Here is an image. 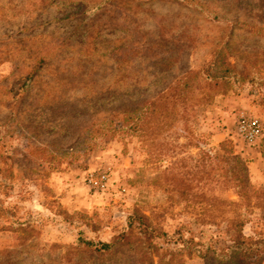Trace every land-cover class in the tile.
<instances>
[{
	"label": "rangeland",
	"instance_id": "1",
	"mask_svg": "<svg viewBox=\"0 0 264 264\" xmlns=\"http://www.w3.org/2000/svg\"><path fill=\"white\" fill-rule=\"evenodd\" d=\"M217 50L239 87L203 82L194 112L180 106L173 127L141 136V105ZM124 111L131 117L115 128ZM243 116L259 118L264 139V0H0V226L25 219L35 230L19 242L0 229V264H111L120 257L98 260L72 245L80 235L109 240L133 207L170 247L179 227L204 253L223 247L235 219L257 237L264 157L235 134ZM224 140L251 161L250 190L231 181L237 166ZM30 145L39 149L29 154ZM72 151L84 155L69 162L62 155ZM102 171L108 183L98 191L86 178ZM183 264L219 263L195 255Z\"/></svg>",
	"mask_w": 264,
	"mask_h": 264
},
{
	"label": "trees",
	"instance_id": "2",
	"mask_svg": "<svg viewBox=\"0 0 264 264\" xmlns=\"http://www.w3.org/2000/svg\"><path fill=\"white\" fill-rule=\"evenodd\" d=\"M239 76L241 75L233 69L225 53L222 50H217L203 69L198 72L189 71L181 74L165 92L153 100L143 103L138 109L139 114L134 118V125L136 124L135 126L143 137L151 135L154 131L166 132L179 120L180 106L194 112L196 95L203 82L209 88L227 91L239 87L242 83V81L238 82ZM126 117H131L130 111L122 113L121 120L114 123L115 128L123 126ZM98 136L105 137L106 133L96 132V137ZM86 137L93 139L92 134H87ZM89 139L86 140L88 146L86 149L92 147L93 142ZM227 142L229 141H222L219 147L223 154L225 153L227 158L237 166L236 170L231 171V181L241 191L244 187L249 189L251 186L247 174L251 161L244 158L246 154L241 150L238 152L233 150ZM257 145L264 157V139L258 140ZM29 147L27 150L29 154L32 152L31 149H39L33 145ZM81 155H84V151L65 152L62 156H69V162H73ZM241 191L240 193H244ZM77 214L84 219L82 223L88 220L85 214ZM194 222L199 223L197 220ZM230 222L233 240L223 247L206 248L209 250L204 253V242L195 240L193 236L184 239L181 227L177 228L171 237L170 242L174 246H168L166 240H161L165 233H161L153 224V217L146 215L140 208L133 207L126 217V226L113 234L109 240L103 241L99 238L93 239L80 235L75 239L72 248L87 252L98 260H113L118 255L120 259L112 261L111 264H183L186 258L195 255L212 256L219 264H262L264 262V232L257 237H248L243 234L244 220L235 219ZM200 223L202 224V222ZM90 227L92 230L94 229L93 226ZM0 229L18 232L19 242H24L35 232L34 226L27 220L20 221L14 218L7 224L4 222ZM184 230L189 231L187 228ZM176 245L181 246L176 248Z\"/></svg>",
	"mask_w": 264,
	"mask_h": 264
},
{
	"label": "built area",
	"instance_id": "3",
	"mask_svg": "<svg viewBox=\"0 0 264 264\" xmlns=\"http://www.w3.org/2000/svg\"><path fill=\"white\" fill-rule=\"evenodd\" d=\"M235 134L245 143L255 145L263 135L262 122L256 116H243L236 125ZM86 179L91 188L95 190L103 191L107 188L108 175L105 171L99 172L96 175L90 173Z\"/></svg>",
	"mask_w": 264,
	"mask_h": 264
},
{
	"label": "crops",
	"instance_id": "4",
	"mask_svg": "<svg viewBox=\"0 0 264 264\" xmlns=\"http://www.w3.org/2000/svg\"><path fill=\"white\" fill-rule=\"evenodd\" d=\"M251 150L254 151V152H253V153H254V154H253V157L256 158V157H255V153H256V150H257V149H256V150H255V149H251Z\"/></svg>",
	"mask_w": 264,
	"mask_h": 264
}]
</instances>
